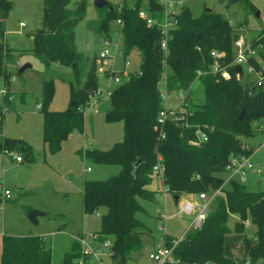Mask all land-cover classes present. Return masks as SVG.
Here are the masks:
<instances>
[{
    "label": "trees",
    "instance_id": "trees-1",
    "mask_svg": "<svg viewBox=\"0 0 264 264\" xmlns=\"http://www.w3.org/2000/svg\"><path fill=\"white\" fill-rule=\"evenodd\" d=\"M124 1V0H123ZM69 0H43L42 27L30 33L33 37V55L45 64L56 62L74 70V79L69 80L70 99L66 110L48 108L54 93L53 80H43L40 113L42 116V138L51 153L60 150L61 143L72 132H82L84 116L79 107L85 104L90 87L97 85V58L88 61L82 83L79 81L81 54L74 43V28L84 14L85 3L80 0L74 9H68ZM139 0L133 6L122 5L117 15L115 7L105 6V18L100 20L98 30L109 31V22L118 16L123 21L124 54L136 48L140 53V64L122 83L112 88L108 97L107 121H121L124 135L109 149H91L82 154L95 162L117 164L120 170L106 179H84L82 183V207L84 213L102 208L99 239L109 238L112 245L109 254L114 261L125 262L132 254L139 255L142 246L143 224L135 217L141 210L136 197L152 199L154 191L148 189L152 181V167L159 152L164 164L163 184L172 196L183 194H211L220 188L210 203L207 215L199 229L187 230L177 242L174 254L179 264H235L223 254L225 234L234 232L244 235V261L246 264H264V190H247L243 182L231 179L226 184L220 177L232 155L251 154L252 148L241 143L242 135H252L249 123L264 114V86L255 81L241 83L234 76L223 79L205 72L198 77L203 90L204 102L192 103L190 86L196 78V70H207L212 62V49L225 51L226 61L232 58V40L236 29L227 18L213 10H204L193 16L185 5L181 7L179 24L171 34L167 85L171 89L188 90L185 111L164 124L165 136L159 139L155 129L156 117L161 109V98L157 86L162 72V54L157 46L159 36L156 27H147L137 15ZM241 2L252 11L255 7L247 0ZM109 5V4H108ZM117 6V4L115 5ZM146 10L160 9L156 0H146ZM11 9L10 0H0V77L6 82L10 69L6 62L13 59V52L4 40V20ZM140 25V27H138ZM254 70L264 65V52L259 59H249ZM74 65V67H73ZM234 68L230 71L234 73ZM19 72V70H18ZM23 72V71H22ZM19 72V73H22ZM2 74V75H1ZM4 105H10L6 101ZM244 110L243 119H238ZM3 107L0 109V131H3ZM206 134V140L193 144L196 130ZM11 150L30 157V147L21 141L0 135V152ZM22 158V156H21ZM140 159L134 176L133 163ZM23 160V158H22ZM215 202L214 208L211 205ZM248 214V215H247ZM237 215L239 220L230 228L228 220ZM255 227L249 233L244 222ZM252 230V229H251ZM252 234V237H249ZM0 264H46L51 263V250L44 247V237L38 235L2 234ZM173 237L165 236L171 244ZM78 250L66 256L63 264H71V258L80 257Z\"/></svg>",
    "mask_w": 264,
    "mask_h": 264
},
{
    "label": "rangeland",
    "instance_id": "rangeland-1",
    "mask_svg": "<svg viewBox=\"0 0 264 264\" xmlns=\"http://www.w3.org/2000/svg\"><path fill=\"white\" fill-rule=\"evenodd\" d=\"M79 1L69 0L67 8L74 9ZM106 1L116 7V4L133 6L137 0ZM145 1L139 0V6L142 7ZM247 1L255 7V12L258 11L260 16H264V0ZM42 2L43 0H10L11 9L4 20V40L7 47L13 51L24 52L22 54L13 52L12 62L7 61L5 65V68L10 69L7 81L0 77V109L4 107L3 135L8 139L26 143L30 147L31 155L27 158L23 153H17L22 156L23 161L16 162L7 153L0 152V196L4 189L10 191V197L0 202V236L2 233L43 236L44 247L51 250L50 264H63L67 255L78 250L75 239L77 235H85L86 240L90 241L88 235L101 230L103 209L90 213L83 212L81 192L83 180L106 179L116 175L120 170L117 164L95 162L82 152L91 149L107 150L115 142L122 140L124 131L121 121L106 120L105 112L108 105L103 101L96 108L86 107L83 111V131L69 134L61 143L59 151L51 153L44 144L40 113L42 82L53 80L54 93L48 108L56 111L66 110L71 103L68 81L74 79V70L56 62L45 66L38 56L29 52L33 48L31 31L42 27L44 17ZM84 3V14L74 28L75 47L81 54L79 63L81 83L88 61L97 58L105 37V33L98 30L100 20L105 18V8H97L94 0H84ZM182 3L190 9L193 16L201 15L206 9L221 13L232 28L246 27L249 36L257 34L258 31L252 33L256 25H263L255 17V12L241 2L182 0ZM21 22L23 26L20 25ZM108 29L107 37L112 47L111 58L97 59L95 73L97 85L90 87L87 93L94 91L96 87L102 90L115 87L116 83L110 80L108 70L120 74L119 71L124 69L125 63L128 62L126 70H134L140 64V53L136 48L124 54V35L115 19L109 22ZM25 63H29L30 67L19 73V67ZM249 77L252 78V75ZM249 77H244L240 82L249 81ZM161 89L163 91V86ZM4 90L7 91L6 97L11 96L8 106L4 105ZM190 91L192 103L204 102L199 81L194 82ZM177 92V89L168 88L162 101L164 107L167 109L178 107ZM249 127L253 134L242 135L240 139L242 144L253 149L252 162L257 173L249 175L244 185L247 190L256 188L264 190V114H259L258 119L250 121ZM226 176L225 172L220 173L221 178L225 179ZM154 180L155 177L152 175L153 186ZM225 186L228 187L227 184ZM155 188V196L152 199L136 197L141 210L136 212L135 217L145 228V233L141 235L142 246L138 252L140 257L133 253L131 259L121 263L114 261L108 249L96 246L94 248L96 256H90L88 264H136L135 261L143 263L147 260L146 253L157 243H162L165 236H173L175 239L183 236L193 215L188 217L179 214V203L173 200L172 195L160 193L161 189H158L156 184ZM214 206L215 202L210 209L212 210ZM32 209L45 213L38 217L37 225H33L26 216ZM238 220L237 215H231L228 226L231 228ZM244 226L249 233L255 229L247 220ZM249 237H252V234H249ZM243 238V234L234 232L225 234L223 238V254L235 264H246ZM0 248L2 249L1 241ZM82 249L83 246L81 251ZM79 260L80 257L75 255L71 258V264H77Z\"/></svg>",
    "mask_w": 264,
    "mask_h": 264
},
{
    "label": "built area",
    "instance_id": "built-area-1",
    "mask_svg": "<svg viewBox=\"0 0 264 264\" xmlns=\"http://www.w3.org/2000/svg\"><path fill=\"white\" fill-rule=\"evenodd\" d=\"M160 9L149 12L146 10V1L145 4L137 10L138 17L143 20L147 27H156L158 29V39L157 46L159 51L162 54L161 67L162 72L158 80L157 86L161 98V109L157 113L155 129L158 132L159 139H163L165 136L164 124L167 119H175L180 113L185 111L186 102L188 98V90L178 89L177 98H178V107L176 109H167L164 107L162 101L165 98L166 92L168 90L167 85V75H168V64L166 57L169 53V40L171 39V34L174 29L178 27L179 16L181 12V7L185 6L182 3V0H156ZM122 5H117L115 7L117 15L122 11ZM259 20L263 25L259 28L256 35L249 36L248 30L244 26H239L236 29V36L232 40V58L229 61H226L225 51H219L212 49L210 51V56L212 62L209 65L207 70H196V78L192 82L190 88L195 81H199L198 77L205 73L210 72L212 74L218 75V77L223 79H229L231 76H234L236 80L241 81L244 77H249L252 75V78L249 77V81H255L258 85L264 86V65L261 66L257 71L254 70L252 64L249 63V59H259L260 53L264 52V16H258ZM119 27L123 26V21L118 16L115 19ZM21 26L24 24L21 22ZM121 34V33H120ZM102 49L98 53L97 59H103L110 57L112 47L110 46V40L108 37L103 38ZM18 63V62H17ZM128 62L124 64V69L120 70V74L114 73L111 70H108L109 78L116 85L122 83L125 79L128 78V75L134 70H126ZM241 66V72L235 71V66ZM234 68V73L230 71V68ZM107 72V70H103ZM248 82V81H247ZM115 85V86H116ZM163 86V91L161 89ZM112 91V88H105L104 90L96 89L92 92L87 93V100L85 104L79 107V111L83 114V111L89 107H97L103 101L108 100V97ZM7 91L4 90L3 95ZM11 96L6 97V101L9 102ZM10 103V102H9ZM4 110V107H3ZM196 140L193 141V144H198L201 141L206 140V134L198 128L196 130ZM0 135H3V131H0ZM264 148V145H263ZM253 151V149H252ZM4 153H7L9 157L14 158L16 161H21L22 158L20 155H17L16 152L11 150H4ZM252 153V152H251ZM254 167L251 160V154L248 155H232L229 158L228 163L225 166V173L227 176L224 179L226 184L231 179H237L240 182H244L247 176V172ZM163 170L164 164L162 161V156L159 152L156 154V161L152 167V175L160 180L163 184ZM161 193H168V186L162 185ZM220 188L215 189L211 194L205 192H200L198 194H188L191 198L185 200H178L179 203V214L185 216H192L187 227L184 230V233L190 229H199L207 215V212L210 207V203L214 196L220 193ZM1 194V193H0ZM10 197V191L4 189L2 196H0V202L2 199H8ZM183 233V235H184ZM90 241L86 240L85 235H79L75 237L76 241L80 245V260L77 264H88V258L90 256H96L95 247L100 246L101 249H109L112 245V241L109 238L99 239L98 233H92L88 235ZM183 237V236H182ZM173 239L172 243L167 245L164 241L162 243H157L151 250L146 253L147 259L150 261V264H179L180 259L175 256L174 248L177 242L182 238ZM83 249L81 251V247ZM58 264V263H56ZM201 264H210V262H203Z\"/></svg>",
    "mask_w": 264,
    "mask_h": 264
},
{
    "label": "water",
    "instance_id": "water-1",
    "mask_svg": "<svg viewBox=\"0 0 264 264\" xmlns=\"http://www.w3.org/2000/svg\"><path fill=\"white\" fill-rule=\"evenodd\" d=\"M94 5L97 7V8H103V7H105V6H108V9H113V6H111V5H108V2L106 1V0H94ZM207 10H209V9H207ZM255 16L256 17H258L259 16V12L258 11H256L255 12ZM36 30V28H34L32 31L34 32ZM31 31V32H32ZM28 67H30V64L29 63H25V64H23L21 67H19V72H22V71H24L26 68H28ZM73 67H74V65H73ZM235 71L236 72H241V66H239V65H237V66H235ZM189 98L190 97H188V100H189ZM71 105H75V101H72L71 102ZM243 116H244V110H242L241 111V113H240V115H239V117H238V119H240V120H242L243 119ZM140 159H137L134 163H133V168H132V171H131V173H132V175L134 176V172H135V169H136V167L138 166V164L140 163ZM172 198H173V200L177 203V201H178V199H179V196L178 195H174V196H172ZM43 215H45V213L44 212H41V211H39V210H35V209H32V210H30V211H28V213L26 214V216H27V218L29 219V221L33 224V225H37V223H38V217L39 216H43ZM46 264H50L49 262L48 263H46Z\"/></svg>",
    "mask_w": 264,
    "mask_h": 264
},
{
    "label": "crops",
    "instance_id": "crops-1",
    "mask_svg": "<svg viewBox=\"0 0 264 264\" xmlns=\"http://www.w3.org/2000/svg\"><path fill=\"white\" fill-rule=\"evenodd\" d=\"M256 17V16H255ZM258 19H259V17H257ZM261 26L260 25H256V27L255 28H253V30H252V33H254L255 31L257 32L258 30H259V28H260ZM14 159V158H13ZM15 160V159H14ZM251 160H252V153H251ZM16 161V160H15ZM23 160H21V161H16V162H22ZM253 165H254V162H253ZM258 171V170H257ZM254 172H256V170H255V166L252 168V169H250L248 172H247V176H246V179L248 178V176L249 175H251V174H254ZM257 173V172H256ZM246 179H245V181H246ZM155 184L157 185V188L158 189H161V187H162V182L160 181V180H158V179H156L155 178ZM245 181L243 182V183H245ZM155 184H154V186L152 185V183L151 184H149L148 185V189H150V190H152V191H154V193L156 192V188H155ZM161 193V192H160ZM183 196V197H182ZM181 197L183 198L182 200H185V199H188V198H191L188 194H183V195H181L180 197H179V199L178 200H180L181 199ZM177 203H178V201H177ZM3 234V233H2ZM2 234H1V236H2ZM0 236V241H1V247H2V237ZM77 236H79V235H77ZM76 236V237H77ZM170 237H173V236H170ZM174 238V237H173ZM175 239V238H174ZM1 249V248H0ZM1 251H2V249H1ZM0 254H1V252H0ZM139 257H140V255H138ZM137 256V257H138ZM146 256V255H145ZM146 259H147V257H146ZM148 260V259H147ZM147 260L146 261H143V263H140V261H135L136 262V264H150V261L148 260V262H147Z\"/></svg>",
    "mask_w": 264,
    "mask_h": 264
}]
</instances>
